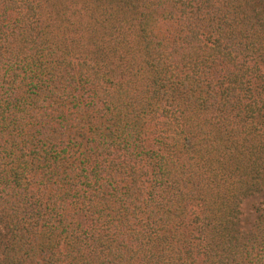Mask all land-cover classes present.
<instances>
[{
	"label": "trees",
	"instance_id": "trees-1",
	"mask_svg": "<svg viewBox=\"0 0 264 264\" xmlns=\"http://www.w3.org/2000/svg\"><path fill=\"white\" fill-rule=\"evenodd\" d=\"M0 264H264V0H0Z\"/></svg>",
	"mask_w": 264,
	"mask_h": 264
},
{
	"label": "rangeland",
	"instance_id": "rangeland-1",
	"mask_svg": "<svg viewBox=\"0 0 264 264\" xmlns=\"http://www.w3.org/2000/svg\"><path fill=\"white\" fill-rule=\"evenodd\" d=\"M247 207V210H248V207H249V205L248 206H246Z\"/></svg>",
	"mask_w": 264,
	"mask_h": 264
}]
</instances>
